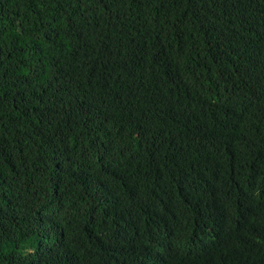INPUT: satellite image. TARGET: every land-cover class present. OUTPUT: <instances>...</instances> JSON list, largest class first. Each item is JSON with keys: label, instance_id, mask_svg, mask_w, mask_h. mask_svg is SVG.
<instances>
[{"label": "trees", "instance_id": "obj_1", "mask_svg": "<svg viewBox=\"0 0 264 264\" xmlns=\"http://www.w3.org/2000/svg\"><path fill=\"white\" fill-rule=\"evenodd\" d=\"M0 264H264V0H0Z\"/></svg>", "mask_w": 264, "mask_h": 264}]
</instances>
